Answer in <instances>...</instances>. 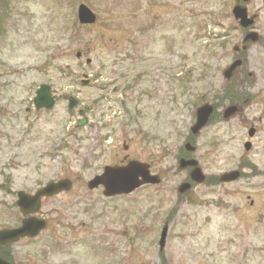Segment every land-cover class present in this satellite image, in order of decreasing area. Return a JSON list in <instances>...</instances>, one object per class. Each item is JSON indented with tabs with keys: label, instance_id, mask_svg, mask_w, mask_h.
Here are the masks:
<instances>
[{
	"label": "rangeland",
	"instance_id": "1",
	"mask_svg": "<svg viewBox=\"0 0 264 264\" xmlns=\"http://www.w3.org/2000/svg\"><path fill=\"white\" fill-rule=\"evenodd\" d=\"M82 2L98 16L92 25L78 21ZM237 3L22 0L19 9H0V24L7 27L0 47V227L21 218L19 190L73 181L70 191L43 201L48 227L22 247L27 264H264V174L247 169L235 183L211 182L243 160L264 170L261 46L249 62L256 85L237 87L255 97L252 103L237 117L217 115L191 133L199 106L209 102L222 112L231 105L223 71L243 39L232 14ZM245 5L258 14L255 29L264 34V0ZM42 83L60 98L54 109L38 114L34 138L24 141L25 108ZM69 96L79 101L72 113ZM259 116L252 140L247 120ZM83 117L87 123L78 126ZM188 136L197 147L188 154L207 181L182 195L178 187L189 174L179 160ZM246 140L253 141L249 152ZM132 159L149 163L162 181L114 198L87 187L106 165Z\"/></svg>",
	"mask_w": 264,
	"mask_h": 264
},
{
	"label": "water",
	"instance_id": "2",
	"mask_svg": "<svg viewBox=\"0 0 264 264\" xmlns=\"http://www.w3.org/2000/svg\"><path fill=\"white\" fill-rule=\"evenodd\" d=\"M248 1V0H244ZM234 14L237 19H241V25L247 27L253 24V19H248L247 11L242 6H236L234 8ZM78 17L82 24H93L96 22L97 16L86 4H81L78 8ZM80 55V53H78ZM90 61V60H88ZM240 64V61H236L225 71V75L229 78L233 70ZM37 97L35 99L38 108L47 107L52 108L55 104V97L51 92L49 85H42L38 90ZM77 104L74 98H70V109ZM236 111V106H230L226 109L225 118L231 117ZM213 112V107L210 104H205L197 110V121L192 127L193 134H197L206 126L208 120ZM84 124V122H80ZM186 148L190 151H195L196 148L190 143L186 145ZM250 148V144H246V149ZM180 166L182 168L191 166L193 170L191 172V179L197 183L205 181L206 176L202 172V169L198 165V161L195 159L185 160L181 159ZM240 173L238 171H231L221 176L222 182H232L238 179ZM161 182V178L158 175H153L150 172V165L140 161L133 160L125 166H106L104 172L100 175H96L89 181L88 186L91 189L97 188L102 185L104 187L105 196H114L118 194H129L144 184H158ZM72 188V181L69 179H62L57 182H50L45 187L40 189L35 195H29L24 192L19 194L18 205L24 214L35 213L41 207L42 197L54 196L62 191H68ZM191 188V183L185 182L179 186V192L185 193ZM45 227V222L36 217H29L23 220V225L19 229L2 230L0 231V243H6L11 240H16L21 236H36L42 228ZM168 227L165 226L162 231V237L160 241L161 249L166 244ZM0 264H9L8 262L0 259Z\"/></svg>",
	"mask_w": 264,
	"mask_h": 264
},
{
	"label": "flooded vegetation",
	"instance_id": "3",
	"mask_svg": "<svg viewBox=\"0 0 264 264\" xmlns=\"http://www.w3.org/2000/svg\"><path fill=\"white\" fill-rule=\"evenodd\" d=\"M19 4H22V0H0V9H2V10L6 9L7 11H9L10 9L13 10L14 8L19 9L20 8V7H18ZM250 15H255V17L258 19L257 13H253ZM255 28H256V24L253 25L252 28L244 30L243 31V38L246 37V33L248 31L256 30ZM6 31H7L6 26L0 27V47L3 46V44L5 42L4 34L6 33ZM256 46H261V48H263V50L261 52V54H263L264 53V34H259L255 38V40H253L252 36L248 40L242 39V42L240 44L241 52H239V56L237 57L240 59L241 64L238 68H236V70L233 72V74L231 76V81L229 83L231 86H234L237 88L238 86H241V85L253 86V87L256 85V83H255L256 78H254L255 73H254V71H251V69L249 67V62L252 60V58H254L252 56L253 48ZM261 54L257 53V60H258L257 63L258 64L264 63V58L258 59V57H260ZM263 67H264V65H263ZM114 90L116 91L117 87H114ZM250 95L251 94H241V96L237 95L232 99V103L238 105L237 112L235 113L236 115L239 116V113H242L243 105L248 104L247 102L252 103V100L255 99L254 96L249 97ZM2 100H3V98H2ZM214 107H215L214 108L215 115H218V117H221L222 113L219 111V108L217 107L216 104H214ZM44 111H45L44 109L38 110L36 108V106L34 104V97H33L32 102H30V104L25 108L26 113L24 114V119L27 122V124H26V128L24 129V131H25L24 141H27L28 137L31 139L34 138L35 129H33V126H31V124H33V121H34V119L37 118L38 114H40V113L42 114ZM1 112L5 113V110L1 109ZM32 114H34V116L32 117V120H30V117ZM260 122H262V116H259L257 118L256 117L252 118L251 123H250V121L247 120L246 129H248V136L252 140L256 136V134H258V132H259L257 124H259ZM251 144H252V147H251V150H252L253 149V141L251 142ZM237 168L241 172V177L248 175L247 169H251L252 174L254 173L255 176L260 174V173L264 174V170L258 169L257 167L252 168L251 164L248 163V160H246V161L243 160L242 163ZM190 170L191 169H188V173H190ZM36 190L29 192V193H34V192H36ZM17 194H18V192L16 193V196H17ZM23 218H24V216H22L20 218V221L18 220L15 225L11 226V228L19 227ZM2 228H7V227H0V229H2ZM44 232L45 231H42L37 238H33V239L21 238L20 240H18L16 242H9L7 244L0 245V257H2L5 260H7L11 263H14V264H27V260L22 259L24 256H26V255H24L25 253H24L22 247H24L25 245L32 244L34 240H38V238H40ZM52 247L54 249H59V244L58 243L52 244ZM39 255L41 256V254H39ZM41 257L43 258V255Z\"/></svg>",
	"mask_w": 264,
	"mask_h": 264
}]
</instances>
